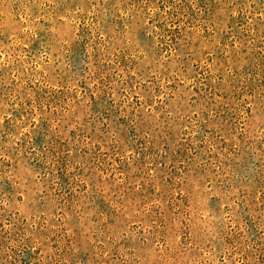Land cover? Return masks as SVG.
Wrapping results in <instances>:
<instances>
[{
    "label": "rangeland",
    "instance_id": "obj_1",
    "mask_svg": "<svg viewBox=\"0 0 264 264\" xmlns=\"http://www.w3.org/2000/svg\"><path fill=\"white\" fill-rule=\"evenodd\" d=\"M0 264H264V0H0Z\"/></svg>",
    "mask_w": 264,
    "mask_h": 264
}]
</instances>
